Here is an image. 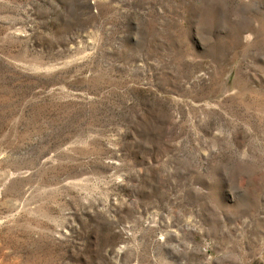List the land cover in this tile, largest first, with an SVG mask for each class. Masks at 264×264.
<instances>
[{
  "label": "rangeland",
  "instance_id": "374dc122",
  "mask_svg": "<svg viewBox=\"0 0 264 264\" xmlns=\"http://www.w3.org/2000/svg\"><path fill=\"white\" fill-rule=\"evenodd\" d=\"M0 264H264V0H0Z\"/></svg>",
  "mask_w": 264,
  "mask_h": 264
}]
</instances>
